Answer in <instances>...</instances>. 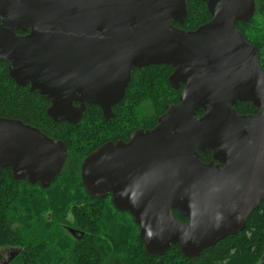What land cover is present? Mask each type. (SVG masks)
<instances>
[{
	"label": "water",
	"instance_id": "water-1",
	"mask_svg": "<svg viewBox=\"0 0 264 264\" xmlns=\"http://www.w3.org/2000/svg\"><path fill=\"white\" fill-rule=\"evenodd\" d=\"M187 1L0 0V60L17 86L48 101L53 122L74 125L86 106L110 117L136 69L170 67L169 85L183 86L153 129L106 143L80 165L85 192L110 194L154 257L171 246L199 257L244 231L264 201V68L235 27L253 18L255 2L197 0L211 19L183 31L171 23L182 25ZM238 103L259 112L238 115ZM205 150L223 167L202 163ZM66 155L61 142L0 118V171L15 180L45 189Z\"/></svg>",
	"mask_w": 264,
	"mask_h": 264
},
{
	"label": "trees",
	"instance_id": "trees-1",
	"mask_svg": "<svg viewBox=\"0 0 264 264\" xmlns=\"http://www.w3.org/2000/svg\"><path fill=\"white\" fill-rule=\"evenodd\" d=\"M255 13L236 29L255 48L260 67L264 43V0H254ZM183 31H193L210 21L204 3L186 2ZM18 35H23L17 32ZM172 69L151 66L134 70L122 101L105 121L95 106H86L80 120L72 125L53 122L46 114L49 103L29 87L17 86L0 60V118L17 120L36 128L55 143L61 142L67 158L61 173L47 188L15 180L9 169L0 171V249L18 250L8 264H260L264 257V201L249 215L244 231L219 241L199 257L186 259L177 246L161 257L150 256L138 237L132 217L114 209L110 199L88 196L80 181L84 157L107 140L123 138L138 127L152 128L167 106L176 104L180 90L168 83ZM240 115L256 109L247 103L234 107ZM198 116L202 111H198ZM199 159L202 162L201 154ZM177 220L185 223L176 212ZM75 228L83 237L75 241L66 228Z\"/></svg>",
	"mask_w": 264,
	"mask_h": 264
},
{
	"label": "flooded vegetation",
	"instance_id": "flooded-vegetation-1",
	"mask_svg": "<svg viewBox=\"0 0 264 264\" xmlns=\"http://www.w3.org/2000/svg\"><path fill=\"white\" fill-rule=\"evenodd\" d=\"M16 34H17V32H16ZM18 35V34H17ZM24 35V34H23ZM19 36H22V35H19ZM142 70V69H141ZM140 71V70H139ZM172 73H170V75H171ZM169 75V76H170ZM169 76H168V78H169ZM168 80V79H167ZM169 83V82H168ZM171 87V86H170ZM183 89V86H181V88L179 89L180 90V92H181V90ZM125 95V94H124ZM179 95H180V93H179ZM124 97V96H123ZM179 98V97H178ZM123 99V98H122ZM122 101V100H121ZM120 101V102H121ZM119 102V103H120ZM119 103H117V104H119ZM116 104V105H117ZM78 104H75L74 103V106H77ZM115 105V106H116ZM115 106H113L112 108H111V116L110 117H105L104 116V114H103V112L101 111V109L100 108H98L99 110H100V112H101V115H102V118L105 120V121H107L108 119H110V118H113L114 117V114H113V108L115 107ZM96 107V106H95ZM86 108V107H85ZM256 109V108H255ZM85 111V110H84ZM83 111V112H84ZM258 112H259V110L258 109H256V111H255V113H253V114H244V113H241L240 115H244V116H247V115H257L258 114ZM203 113V112H202ZM83 114V113H82ZM82 116V115H81ZM161 116V115H160ZM159 116V117H160ZM158 117V118H159ZM158 118L156 119V120H158ZM156 124H157V121H156ZM155 127V126H154ZM154 127H152V128H145V127H138L137 129H133V128H129V129H123L124 131H127V135H125L123 138H115L114 140H107V142H105V143H103L102 145H104V144H106V143H112V144H116V143H118V142H122V143H128L129 142V140H130V137H131V135L133 134V133H135V132H137V131H149V130H151V129H153ZM54 141V140H53ZM55 142V141H54ZM102 145H100V146H102ZM99 146V147H100ZM97 149V148H96ZM95 149V150H96ZM67 151V150H66ZM93 152V151H92ZM91 153V152H90ZM89 153V154H90ZM88 154V155H89ZM201 154V158H202V163H204V164H208V163H210V162H214V164H216V165H220L221 166V168L223 167V165L222 164H219V162H217L216 160H213L212 159V152L211 151H208V150H205L204 152H201L200 153ZM199 154V155H200ZM88 155H86V156H88ZM66 158H67V155H66ZM85 158V157H84ZM84 160V159H83ZM82 160V161H83ZM66 161V160H65ZM82 163V162H81ZM65 164V163H64ZM63 169V168H62ZM88 195V194H87ZM88 196H90V195H88ZM92 197V196H91ZM95 198V197H94ZM110 199V200H112L111 199V195L110 194H108V195H106V197L104 198V199ZM115 209V208H114ZM119 212V211H118ZM125 213H127V212H125ZM128 214V213H127ZM129 215V214H128ZM130 216V215H129ZM131 217V216H130ZM65 233L71 238V239H73V240H75V241H78V240H80L82 237H83V233H82V231H80V230H78V229H75V228H72V227H69V228H66L65 229ZM8 250H12V249H8ZM15 253H14V255H11V254H9L10 255V259L13 257V256H15L17 253H18V250H13ZM9 259V260H10ZM262 260H263V258H262Z\"/></svg>",
	"mask_w": 264,
	"mask_h": 264
},
{
	"label": "rangeland",
	"instance_id": "rangeland-1",
	"mask_svg": "<svg viewBox=\"0 0 264 264\" xmlns=\"http://www.w3.org/2000/svg\"><path fill=\"white\" fill-rule=\"evenodd\" d=\"M258 22L264 25V17L261 18V20H259ZM262 35H263V39H264V30L262 32ZM262 48L263 49L261 51V58L264 60V43H263V47ZM14 253L15 252L13 250L0 249V264H8L9 259H10L9 258L10 255L9 254L14 255ZM13 257L11 259H13ZM260 264H264V257H263V260H262V262Z\"/></svg>",
	"mask_w": 264,
	"mask_h": 264
}]
</instances>
